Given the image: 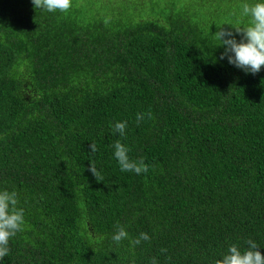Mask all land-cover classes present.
Wrapping results in <instances>:
<instances>
[{
	"label": "trees",
	"instance_id": "obj_1",
	"mask_svg": "<svg viewBox=\"0 0 264 264\" xmlns=\"http://www.w3.org/2000/svg\"><path fill=\"white\" fill-rule=\"evenodd\" d=\"M76 1L0 0V191L24 211L0 264H215L248 240L264 256V66L215 38L239 42L264 0ZM117 140L146 173L120 170Z\"/></svg>",
	"mask_w": 264,
	"mask_h": 264
},
{
	"label": "clouds",
	"instance_id": "obj_2",
	"mask_svg": "<svg viewBox=\"0 0 264 264\" xmlns=\"http://www.w3.org/2000/svg\"><path fill=\"white\" fill-rule=\"evenodd\" d=\"M35 9H43L48 12L67 13L72 6V0H32ZM242 14L250 17L248 26L240 28L234 27L236 33L241 34L242 38L239 42L234 38L232 31L219 30L215 33V38L219 42V46L224 47L220 59L227 58L229 64L235 65L237 68L244 70L246 73H258L264 66V2H258L254 5H243ZM107 23V21H105ZM152 119L151 112L138 113L137 122L145 119ZM127 122H116L112 126V131L123 136ZM115 151L114 156L117 159L120 170L122 172H134L139 175L146 173L149 165L143 160L131 161L128 157L129 149L120 143L119 140L113 145ZM90 150L94 153L97 151L95 143L90 144ZM97 182L103 181V176L96 169L94 164L89 165L88 169ZM18 199L15 191H0V259L9 252L8 243L11 237H14L19 231H22L24 225V211L17 208ZM128 239V233L124 227L117 224L116 232L112 236V240L116 243ZM150 237L147 233L141 232L139 237L131 241L133 245H139L141 241H148ZM249 250L241 251L236 245L229 247L227 254L222 259L216 260L215 264H264V256L257 251V245L254 241L248 240ZM166 252V249H161ZM152 264H157L155 258Z\"/></svg>",
	"mask_w": 264,
	"mask_h": 264
},
{
	"label": "rangeland",
	"instance_id": "obj_3",
	"mask_svg": "<svg viewBox=\"0 0 264 264\" xmlns=\"http://www.w3.org/2000/svg\"><path fill=\"white\" fill-rule=\"evenodd\" d=\"M74 2L76 1V0H73ZM78 1H82V0H77L76 2H78ZM123 1V4L125 5L126 4V2H127V0H98V2L96 3L97 4V6L99 5V7H101V6H105L104 8H112V7H115V6H117L118 4H120L121 2ZM150 1H155V0H147V5H149L150 4ZM162 1H166V0H162ZM187 1V0H186ZM189 1V0H188ZM144 2H145V0H144ZM123 5H119V7H122ZM103 8V9H104ZM113 9V8H112Z\"/></svg>",
	"mask_w": 264,
	"mask_h": 264
}]
</instances>
